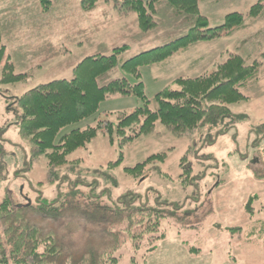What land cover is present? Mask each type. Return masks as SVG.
<instances>
[{"label":"rangeland","instance_id":"obj_1","mask_svg":"<svg viewBox=\"0 0 264 264\" xmlns=\"http://www.w3.org/2000/svg\"><path fill=\"white\" fill-rule=\"evenodd\" d=\"M209 1L200 2L199 11L209 16L212 27L230 10V1L220 5ZM257 1L242 0L241 4L245 8ZM119 2L0 0V35L5 48L0 77L8 61L15 74H27L25 81L0 85V132L9 141L0 166V202L6 196L19 204L26 199L34 202L36 191L46 202H52L58 192L63 195L65 191L64 184L57 187L47 183L44 156L30 158V146L18 134L21 111L12 104L14 98L40 84L71 79L74 67L86 57L109 56L114 49L126 47L118 57L120 64L164 46L184 36L193 21L191 16L177 14L165 2H159L155 5L157 26L141 32L136 16L121 10ZM243 16L245 26L224 36L220 46L186 47L163 62L140 69L144 94L151 99L164 87L175 88L173 81L177 78L213 72L231 55H239L246 65L263 62L258 79L241 90L248 99L231 104L229 117L216 126L198 128L182 136H174L157 124L152 133L123 148L98 131L85 147L71 153L69 163L59 170L61 180L67 184L78 182L85 193L90 187L84 186L95 183L98 189L93 194L107 190L113 199L128 192H135L149 203L157 198L156 207L166 215L158 231L162 238L148 245L143 236L136 253L129 243H124L118 264H182L177 252L169 253L178 247L199 264H225L228 259L235 263L239 246L252 242L264 249V140L257 141L264 133L259 128L264 123V9L255 18L247 13ZM219 47L225 50L220 61L216 55ZM191 51L197 55L194 57L204 55L211 62L199 61L190 70ZM122 76L128 77L116 69L100 78L98 84L103 86ZM140 105L133 95L116 94L100 103L95 117L74 127H93L99 121L114 125L115 115L129 114ZM68 131L67 128L62 133ZM120 151L122 162L108 168L117 161ZM157 154L164 155L163 160L148 164L142 181L124 173L125 168ZM185 168H190L189 179ZM237 228L241 231L230 230ZM250 234L256 238L250 239Z\"/></svg>","mask_w":264,"mask_h":264},{"label":"trees","instance_id":"obj_2","mask_svg":"<svg viewBox=\"0 0 264 264\" xmlns=\"http://www.w3.org/2000/svg\"><path fill=\"white\" fill-rule=\"evenodd\" d=\"M202 1L120 0L119 8L136 16L141 32L157 26L155 5L159 2H165L177 14L191 16L193 21L184 36L164 46L120 64L118 57L126 47L114 49L109 56L86 57L74 67L71 79L40 84L13 99L12 104L21 111L18 134L30 146V158L44 156L47 183L57 187L64 184L65 191L63 195L58 192V198L52 202H46L39 191L35 192L34 202L26 199L19 204L9 196L0 202V262L118 264L119 250L124 243H129L136 253L143 236L147 237L148 245L162 238L158 231L166 215L156 207L157 198L149 203L135 192H128L113 199L107 190L93 194L92 191L98 189L95 183L85 185L90 187L85 193L78 182L67 184L61 180L59 170L69 163L68 156L85 147L98 131L110 142L117 141L119 148L152 133L157 124L174 136H182L198 128L216 126L230 116L231 104L248 99L241 90L258 79L263 62L246 65L239 55L228 56L211 73L177 78L173 81L175 88L164 87L151 99L144 94L141 68L163 62L193 43L222 39L234 29L245 26L244 16L232 12L224 16L221 25L210 27L207 17L199 11ZM263 9L264 0H258L249 7L247 16L255 18ZM261 56L264 59V51ZM3 57L5 48L0 35V61ZM116 69L129 78L122 76L103 86L98 84L100 78ZM1 74L0 85L19 83L27 78V74H15L9 61L3 65ZM116 94L133 95L141 105L129 114L115 115L114 125L110 121H99L93 127H74L95 117L100 103ZM67 128L69 131L63 134ZM259 128L264 130V123ZM259 140H264V133L258 136ZM8 143L0 132V166ZM163 158L162 154L153 155L123 171L133 180L142 181L146 166ZM122 160L120 151L117 161L107 167H116ZM185 169L189 179L190 168ZM230 230L241 231L239 228Z\"/></svg>","mask_w":264,"mask_h":264},{"label":"crops","instance_id":"obj_3","mask_svg":"<svg viewBox=\"0 0 264 264\" xmlns=\"http://www.w3.org/2000/svg\"><path fill=\"white\" fill-rule=\"evenodd\" d=\"M205 1L206 0H204L202 2H205ZM229 1H230L229 2L230 10L227 11L225 14H223L220 17L217 18L218 19L217 22H216V23H218L217 25H221L222 24L224 16L226 14L232 13V12H238V13H241V14L244 15L245 13H247L248 8L250 7L249 4H248V5L245 6V8H243L242 4H241L242 0H229ZM209 2H212L215 5H220V4L224 3L225 0H210ZM203 15L208 17V19H209V16L206 13H204ZM217 25H213L212 27L217 26ZM220 41H222V40L218 39V40L206 41V42H196V43H193L190 46H188V48L194 49V48H197L199 46H203V48H206L208 46V48H209V46H215L217 44H219V46H220V43H221ZM214 50H215V48H213L211 50V53ZM224 52H225V50L221 49L220 47H219V50L217 48L216 55H218L219 61H220V59L221 60L223 59ZM190 53H191L192 58H191V61L188 63V67H187L190 70H194L196 68V66L198 65L199 61H203V63H206L205 60H208V63L211 62V59L209 57H205L204 55H202V56H199V58H196L197 55L195 54V52L191 51ZM194 56H196V57H194ZM251 236H252V234L248 235V237L250 239L256 238L254 236L251 238ZM249 238L248 239L246 238L247 241L250 240ZM251 246H254L255 248L253 249V247H251ZM238 248H239L238 249L239 253L235 257V259H236L235 263L232 262L230 259H228V263H225V264H264V249L258 248V246L252 244V242H250L249 245L239 246ZM162 252L163 251H161L160 254ZM176 252H177V254L180 257L182 264H199V262L187 258V256L185 255V252L182 249H180L179 247L176 248V249H170L169 250V253L172 254V255L173 254L176 255ZM165 255H166V253H165ZM202 264H210V263H207V261H206V262H204Z\"/></svg>","mask_w":264,"mask_h":264}]
</instances>
